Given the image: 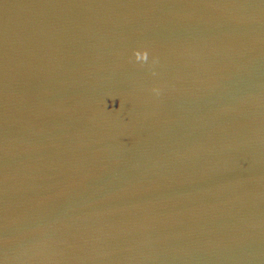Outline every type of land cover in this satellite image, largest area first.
<instances>
[{
    "label": "water",
    "instance_id": "obj_1",
    "mask_svg": "<svg viewBox=\"0 0 264 264\" xmlns=\"http://www.w3.org/2000/svg\"><path fill=\"white\" fill-rule=\"evenodd\" d=\"M0 264H264V0H0Z\"/></svg>",
    "mask_w": 264,
    "mask_h": 264
}]
</instances>
